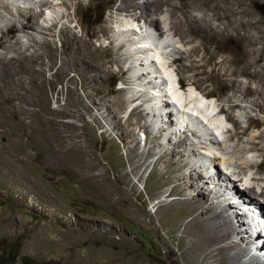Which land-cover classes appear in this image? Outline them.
I'll list each match as a JSON object with an SVG mask.
<instances>
[{
  "label": "rangeland",
  "instance_id": "rangeland-1",
  "mask_svg": "<svg viewBox=\"0 0 264 264\" xmlns=\"http://www.w3.org/2000/svg\"><path fill=\"white\" fill-rule=\"evenodd\" d=\"M47 1L50 7L22 2L31 5L22 8H35L29 19H20L17 5L0 17V55L17 59L16 66L18 52L8 47L19 38L33 45L31 35L43 27L37 37L41 45L28 51L42 54L35 66L43 72L23 84L34 94L33 102L23 103L24 114L19 115L15 104L10 107L0 95V264H24V258L29 264H220L200 240L203 228L191 221L197 211L186 195L201 198L199 190L187 183L181 191L175 188L185 173L196 186L206 187L205 171L189 164L183 171L168 172L171 158L163 155L175 153L171 147L182 137L169 140L158 133L157 117L147 118L144 102L130 101L141 87L128 70L131 60L122 57L126 49L116 46L135 38L119 31L125 21L138 27L135 17L142 10L118 13L122 0ZM252 9L260 21L255 44H249L244 29L198 38L196 44L205 41L200 60L179 59L168 65L174 77L167 74L179 82L182 93L194 83L198 94L214 100L226 127L219 136L244 149L226 156L220 149L223 140L213 148L207 145L211 151L231 162L245 157L262 163L240 175L245 188L253 183L247 177H264V0L254 1ZM12 23L16 28L9 31ZM27 23L36 30L24 29ZM133 103L142 109L134 111ZM151 117L153 122L147 123ZM237 124L238 134L231 136ZM185 132L188 142H197L187 153L193 147L201 152L189 161L201 158L197 164H203L210 154L202 137Z\"/></svg>",
  "mask_w": 264,
  "mask_h": 264
},
{
  "label": "bare ground",
  "instance_id": "bare-ground-1",
  "mask_svg": "<svg viewBox=\"0 0 264 264\" xmlns=\"http://www.w3.org/2000/svg\"><path fill=\"white\" fill-rule=\"evenodd\" d=\"M17 1L23 3L24 1H31L32 3L36 2L41 7L50 4L47 0H0V17H5L3 15L4 11L13 13L14 11L12 10L14 8L12 6L16 7L13 3H17ZM254 1L257 0H217L216 2H214V0H183V2H177L176 0H143V2H141V0H122L123 3L116 8L118 13L130 8H138L142 10V12L136 14L135 17V24L136 26L138 25V27L134 26L133 28L134 24H130V21H125L122 26L125 27V29H120L119 31L122 32L121 34L135 35V38L137 39L132 37L131 39H127V41H120L121 43H119L116 48L122 50L126 49L123 54L124 56L122 57L124 60H127V62L131 60L128 70L132 73L131 78L137 81L138 85L141 87L139 88V91L136 90L132 92L133 94L130 101L139 99L144 102L142 105L143 107L145 106L143 110L146 112L147 118L150 115H152V117L154 116V118L157 117L155 122H158V126H160L157 127L158 133H166V138L169 140H172L173 137H177L178 135L182 137L180 144H177L176 147H171L174 149L175 153L168 150L163 155V157L169 155L171 158L167 165L168 172H180L189 164H192L194 168H201L200 170L205 171L203 176L204 181L206 182L208 174H212L216 166L221 165L219 166L221 170L228 174L222 173L218 178L220 179L225 176L226 181L224 185L225 187H228L229 185L227 183H232V180L235 177L246 174V167L255 166L261 168L262 163L256 160L253 161L252 159L251 161L249 158L244 157V159L238 158L231 162L225 156L222 157L220 153L209 149V146L211 147V145V148L215 145H221L224 140L225 142L222 145V148H220L224 152V155H234L241 150L244 152L243 148L230 144L228 140L229 138L226 137L223 139V137L219 136V131L222 127H224L223 130L226 132L225 123L219 116L220 109H218L217 112V105L214 100L205 97L206 95L198 94L196 91H199V88L194 87V83L189 84L191 87L188 92H186L187 88L186 91L184 90V92L178 97H174L179 104L182 101L184 102L182 104L183 112H181V114H174V118H176V120H174L176 123H174L173 118H169L171 117L170 114H168L169 119L164 121L167 117V115H164V113H166L167 105H164L163 103V98L166 97L165 94L168 89L166 83H173L174 80V78L171 77L173 80L168 78L170 80L167 82V74L168 76L172 75L174 77V73H172L169 68L170 64L168 66L167 63H169L170 60L178 62L179 59L189 60L192 63L200 60L199 52L201 51V45L204 44L205 41L201 40L202 42L196 44L198 38L204 39L207 35L219 36L228 34L230 31L244 29L245 34L249 38V44L256 43L257 40H255V35L260 31V21L256 20V16L252 9ZM78 2H81V0H78ZM206 3H210V5H206ZM44 8H42V10H44ZM16 9L20 19H29L32 17L31 14L34 13L35 8L30 7L25 9L22 7L20 8L19 6L16 7ZM211 10L214 11V15H212V13L210 14ZM38 11H40V9ZM140 18H143L144 20L139 22L138 20H140ZM119 22L121 21H118V23ZM58 23L59 21H56L46 28L52 29V27ZM142 24L151 27L158 39L162 40L156 41L149 35L144 36L141 27ZM15 28L16 25L12 23L9 26V31L10 29L14 30ZM23 28H32L36 30V27L30 23L25 24ZM37 32V35L36 33L31 35V39L34 43L33 45L24 44L19 38L16 41V44L13 43L8 47L11 49L15 48L18 52L17 57H20L19 66H16L15 64L17 59L9 58L3 53L0 55V95L2 98L8 99V105L10 107H13L15 104L19 109V115L20 113L21 115L24 114L23 111L25 110V107L23 103L31 104L34 95L28 89H25L23 84L25 82L29 84L33 83V81H35L43 72L35 66L36 64H40L42 54L37 51L28 52L32 50L34 46L41 45V42L37 37H40L39 32L43 33V27H39ZM187 32L191 33V38L188 36ZM176 35L179 36V42L185 45L188 43L187 48L182 49L178 47L177 43L179 42L174 40ZM18 49L21 50L18 51ZM128 51L131 52V55ZM171 57L172 59H169ZM177 84L179 85L178 81ZM172 90L173 88H169L170 92H172ZM236 105L238 104L236 103ZM141 107L142 106H137L134 111H139L142 109ZM201 107L205 108L203 109L205 112L199 110ZM146 108L149 112L146 111ZM184 111L188 112L184 113ZM152 117L151 119H147V123L153 122L154 118L152 119ZM232 117L233 116L229 114V118L232 119ZM163 125H167L169 128L174 127L175 125L176 127L174 130H169L168 127L165 128ZM238 127L239 124H237L236 128L232 129L231 136L238 134ZM230 129L231 128L228 130ZM175 130H178V134ZM180 130H183V133H179ZM184 130L190 131V134H199V136L202 137L203 143L208 149L207 153L210 154L208 158L201 161L202 163L204 162L203 164H197L200 162L199 159L201 158L196 160L195 163L189 161V157L191 156L200 157L201 152L199 149L191 147L192 149L190 148V153H187V150L191 145L197 146V142H188L189 137ZM216 130L218 131V137L215 134ZM261 136H264V133L261 134ZM196 137L201 140L198 135ZM161 143L163 146L164 143L160 141L159 144ZM257 146L258 145H255V147ZM207 153L203 152L202 155L206 157L208 155ZM175 154L180 155L181 158L177 160ZM220 156L221 159H223L222 162H219ZM206 160L208 161L206 162ZM226 165L230 166L228 167ZM233 165H235V167H233ZM201 176L202 174L200 173L196 179H201ZM191 179L193 178L185 173L183 176L178 177L175 188L176 190L181 191L183 183H187L189 189L197 187L199 190L197 195L201 196V198L194 200L193 195L191 196L188 194L186 195V200L194 201V208L197 212L194 214L193 218L190 219L203 228L200 240H203L204 246H206L204 248L208 251V256H214L213 260H220V264H264V245L260 251V255L262 256L261 262L254 261L253 258L247 257L248 252H251L253 247L251 246V242H246L242 237L243 235H241L244 224L242 223V215L238 214L236 207L232 204L234 202L229 203V200L231 199L228 197L218 199L221 196L213 197L212 199L209 193L210 190H208L207 187L201 185L196 186V182ZM247 181H253V183H251L250 188L244 187L245 189L239 188L237 184L233 183L234 193L244 201L258 203L264 206V202L261 203L258 199L264 198V184H262L264 183V177L255 175L253 176V179H248L247 177ZM244 184L240 185L244 186ZM221 186L222 185H219L218 188H221ZM241 189L243 191L242 193L240 192ZM225 191L231 194V191L228 188H225ZM253 195L255 197H253ZM235 221H237L238 227L236 226ZM57 249L59 250L60 248L57 247Z\"/></svg>",
  "mask_w": 264,
  "mask_h": 264
},
{
  "label": "trees",
  "instance_id": "trees-1",
  "mask_svg": "<svg viewBox=\"0 0 264 264\" xmlns=\"http://www.w3.org/2000/svg\"><path fill=\"white\" fill-rule=\"evenodd\" d=\"M17 256V255H16ZM16 256H14L13 258H12V262L11 263H14V260H15V258H16ZM23 262H24V264H29V263H31V260H29V259H23Z\"/></svg>",
  "mask_w": 264,
  "mask_h": 264
},
{
  "label": "clouds",
  "instance_id": "clouds-1",
  "mask_svg": "<svg viewBox=\"0 0 264 264\" xmlns=\"http://www.w3.org/2000/svg\"><path fill=\"white\" fill-rule=\"evenodd\" d=\"M131 105H132V104H131ZM135 106H136V105H135ZM206 186H208V185H206ZM241 187L244 188L245 186H244V187L241 186ZM241 190H242V189H241ZM258 199H259V200H260V199L262 200L261 203L264 202V198H263V199H262V198H258ZM259 202H260V201H259ZM260 205L262 206V204H260ZM262 207L264 208V206H262Z\"/></svg>",
  "mask_w": 264,
  "mask_h": 264
}]
</instances>
